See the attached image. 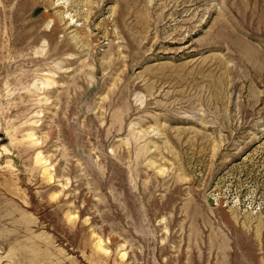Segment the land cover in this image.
Listing matches in <instances>:
<instances>
[{
	"label": "rangeland",
	"instance_id": "rangeland-1",
	"mask_svg": "<svg viewBox=\"0 0 264 264\" xmlns=\"http://www.w3.org/2000/svg\"><path fill=\"white\" fill-rule=\"evenodd\" d=\"M0 264H264V0H0Z\"/></svg>",
	"mask_w": 264,
	"mask_h": 264
}]
</instances>
